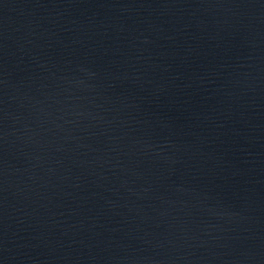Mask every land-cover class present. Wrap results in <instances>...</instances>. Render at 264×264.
Listing matches in <instances>:
<instances>
[{"label":"water","instance_id":"95a60500","mask_svg":"<svg viewBox=\"0 0 264 264\" xmlns=\"http://www.w3.org/2000/svg\"><path fill=\"white\" fill-rule=\"evenodd\" d=\"M0 134L48 264H264V0H0Z\"/></svg>","mask_w":264,"mask_h":264}]
</instances>
